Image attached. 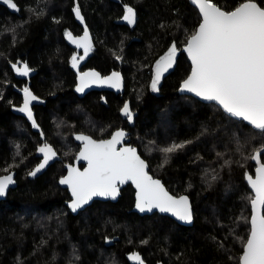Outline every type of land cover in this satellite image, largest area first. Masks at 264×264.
I'll return each instance as SVG.
<instances>
[{"label": "trees", "instance_id": "1", "mask_svg": "<svg viewBox=\"0 0 264 264\" xmlns=\"http://www.w3.org/2000/svg\"><path fill=\"white\" fill-rule=\"evenodd\" d=\"M14 1L17 13L0 5V176L14 172L18 187L0 200V264H129L132 252L148 264H240L254 197L246 177L255 174L257 164L250 157L264 146V134L216 103L180 94L191 72L184 53L158 90L151 87L159 59L173 45L182 50L198 30L197 8L189 0ZM241 2L214 0L226 11ZM256 2L264 7V0ZM126 6L138 14L133 29L120 23ZM77 7L96 42L87 66L103 74L120 70L126 82L123 98L74 94V50L66 33L80 29ZM26 59L38 70L32 89L47 100L35 109L44 141L10 111L18 95L12 91L9 63ZM123 103L133 126L120 114ZM119 128L130 131V143L155 178L173 195L191 198L192 227L159 214L133 213L131 186L117 203L94 202L77 216L70 213V195L58 180L65 173L63 164L78 151L74 135L106 139ZM45 144L54 147L62 163L31 180ZM173 144L184 147L168 154L165 163L161 150ZM107 240L113 245L107 246Z\"/></svg>", "mask_w": 264, "mask_h": 264}, {"label": "snow or ice", "instance_id": "2", "mask_svg": "<svg viewBox=\"0 0 264 264\" xmlns=\"http://www.w3.org/2000/svg\"><path fill=\"white\" fill-rule=\"evenodd\" d=\"M2 2L19 11L14 0ZM192 3L199 7L202 22L198 30L189 37L184 49L191 58L192 71L183 82L181 91L194 93L205 101L216 102L225 112L247 121L255 130L264 134V7L256 0H244L232 11L222 10L214 0H192ZM74 11L76 17L83 22L79 8ZM123 19L129 24L135 23L136 13L132 7H125ZM66 36L77 48H83L84 56L88 55L91 42L87 28L82 37L73 38L71 33H66ZM176 51L177 48L173 45L157 63V73L151 85L154 92L158 90L162 72L174 62ZM77 63L74 55L72 66L77 67ZM13 67L21 76H27L30 72L27 64L22 69L16 65ZM93 82L119 87L120 74L113 72L111 76L101 79L96 72L82 73L80 86L76 90L81 92ZM23 91V107L17 110L25 113L28 120L32 121V126L37 127L29 107L37 97L28 88ZM123 113L129 120L132 119L128 104L124 105ZM124 136L123 131H117L110 140L99 142L83 135L76 137L84 141L79 157L88 162V167L82 172L70 167L68 175L60 180L61 184L68 185L71 190L73 199L69 207L72 211L82 208L95 196L115 199L119 192L118 185L131 181L137 188L136 208L141 212L158 209L160 212L172 213L178 220L191 223L192 211L188 198L170 195L159 180L149 176L145 161L137 155L134 148L117 149L116 145L121 143ZM183 147V144H173L163 148L161 151L165 154V163L168 154ZM39 151L43 153V162L29 173L32 176L56 156L55 151L47 144L39 148ZM262 152L264 146L254 150L250 158L260 163ZM247 180L255 195L250 201V232L244 243L240 264H264V163L256 169V178L248 175ZM13 183L11 174L0 177V197L6 194L9 185ZM130 259L137 264H144L139 254Z\"/></svg>", "mask_w": 264, "mask_h": 264}, {"label": "water", "instance_id": "3", "mask_svg": "<svg viewBox=\"0 0 264 264\" xmlns=\"http://www.w3.org/2000/svg\"><path fill=\"white\" fill-rule=\"evenodd\" d=\"M14 2H15V1H14ZM189 2H190L193 6H195V7L197 8V10L199 11V14H200V16H201V22H202V15H201V13H200L199 7H198L197 5H195V4H193V3H192V0H189ZM15 3H16V2H15ZM0 5L3 6V7H5V8H7L8 11H10L11 13H17V12H18V11H16V10H13V9L9 8L7 5H5V4L2 2V0H0ZM133 10H134L135 13H136V20H135V23H133V24H129L127 21H125V20L123 19V17H122V19H121V23H122L123 25L129 27L130 29H131V28H134V27L136 26V24H137V21H138L137 11H136L135 9H133ZM80 13H81V16L83 17V22H81V20L78 19V18L76 17V15H75V11H74L75 20H76V22H77V23H78V24H79L84 30H85V28H87V31H88V33H89V37H90L91 46H92V45H93V38H92V35H91L90 30H89V28H88V26H87V24H86L85 17L83 16V14H82L81 11H80ZM124 15H125V13H124ZM124 15H123V16H124ZM83 34H84V31H83ZM83 34L80 35V36H75V35L72 34V37H73V38H79V37H82ZM66 42H67V44H68L71 48H74V49H83V48H77L76 45L73 44V43L68 39L67 36H66ZM186 46H187V45H186ZM186 46H185L182 50H177V51H176V55H175V58H174V62L172 63L171 67H169L166 71H163V72H162V75H161L159 81H162L164 78H166L168 75L171 74V72H172V71L174 70V68L176 67V64H177V62H178V59H179L181 53H184V54L186 55L187 59L189 60V62H190V64H191V71H192V61H191V58L189 57L188 53L184 50V49L186 48ZM165 56H166V55H165ZM165 56H164V57H165ZM84 58H85V57H84ZM162 58H163V57H162ZM162 58H161V59H162ZM161 59H159L158 62H160ZM158 62H157V63H158ZM157 63H156V65H157ZM25 64H26V63H25ZM13 65H16L18 68H21V69H22L24 64H23L22 66H18L17 64H14V63L10 65L11 68L13 69V71H14L16 77H18V78H27V77L31 76L32 73H33L32 71H30V73H29L27 76H21V75H19V74L17 73L16 68H14ZM75 69H78V67H75ZM91 72H96V73H98L101 79H105V78L111 76L112 73H113V72H112V73H110V74H108V75H105V76H103L102 74H100V73H99L98 71H96V70H87V71L82 72V73H91ZM114 72L120 74V80H121V83H120L119 87H110L108 84H102V83H99V82H93V83H89L88 86L85 87V88L83 89V91H81V92H78V91L76 90V89L80 86V76H81V74H82V73H78V75H77V85L75 86V93L78 94L80 97H83L86 93H88V92H90V91H94V90H97V91H111V92H114V93H116V94H123V93L125 92V87H126L125 79H124L123 75H122L120 72H118V71H114ZM156 73H157V68H156V66H155V70H154V78H155V76H156ZM190 75H191V72H190L189 76H190ZM189 76H188V77H189ZM188 77H187V78H188ZM187 78H186V79H187ZM186 79H185V80H186ZM185 80H184V81H185ZM184 81H183V82H184ZM183 82H182L181 87H180V89H179L180 94H184V95H192V96H194L195 98H197V99H199V100H201V101H203V102H206V103H216V102H214V101H205V100L201 99L200 97H197L194 93L187 92V91H181V88H182ZM29 91H30L34 96H36V95H35L30 89H29ZM21 93L23 94V99H24V91H22ZM36 97H37V96H36ZM23 102H24V101H23ZM44 103H45V102H44L43 100H41L40 98L37 97V100L32 101V102L30 103V105H29V107L31 108L32 114H33V119L36 121L37 127H33V126H32V121L28 120L27 115H26L25 113H22V112H20V111L17 110L18 108L23 107V104H22L21 106H19V107H12V112H13L15 115H18V116H21V117H24V118L27 119V122L30 124V126H31V128H32V130H33V132L40 133V139H41L42 141H44L45 137H44V134H43V132H42L41 127L39 126V124H38V122H37V120H36V118H35V114H34V111H33V106H35V105H42V104H44ZM216 104H217V103H216ZM218 105H219V104H218ZM219 106H220V105H219ZM220 107H221V106H220ZM221 108H222V107H221ZM222 109H223V108H222ZM223 111H224V110H223ZM224 112H225V111H224ZM225 113H227V112H225ZM227 114H228V113H227ZM131 115H132V114H131ZM228 115L231 116L230 114H228ZM231 117H233V116H231ZM233 118L238 119V120H242L241 118H237V117H233ZM242 121H244V120H242ZM244 122H246V123L248 124L247 121H244ZM130 125H131V126L134 125V119H133V116H132V119L130 120ZM117 131H123V132L125 133V136H124V138L121 140V143L116 145L117 149H120V148H122V147H130V148H134V149L136 150L137 155H139L140 158L143 159V160L145 161V163H146V165H147L146 171H147V173H148L149 176H151L153 179L159 180V181L161 182V184L164 186L165 190L168 191V193H169L170 195H172V196H174V197H177V198H179L180 196H186V197L188 198V201H189V204H190V207H191V211H192V221H191V223H187V222H184V221L178 220L174 215H172V213H170V212H160L158 209H153L151 212H149V211L141 212L139 209L136 208V202H137V201H136V197H137V188L135 187V185H134L131 181H127V182L124 183L123 185H118L119 192H118V195L116 196L115 199H112L111 197L95 196V197H93V198H92V199H91L86 205H84L82 208H80V209H78L77 211L73 212L72 209L69 207V205H70V203H71V201H72V199H73L72 194H71V190H70V188H69L68 185H66V184H61V183H60V180L68 175V170H69L70 167H71V168H77V169H79L81 172L84 171V169H86V168L88 167V162H87L86 160L80 159V157H79L80 152H81V151L83 150V148H84V141H82V140H78V139H76V137H77V136H80V135H83V136L90 137V138L93 139V140H96V139H94L93 137H91V136H89V135H86V134H80V133H78V134H76V135L74 136L75 141H76L78 144L81 145L80 150H79V152H78V154H77V157H76V159H75V161H74V164H67V165L65 166V170H66L65 175H64L63 177H61V178L58 180V184H59V186H60L62 189L67 190L68 194L70 195V200L66 203V205H67V207H68L70 213H71L72 215H74V216H77L80 212H83V211H85L88 207H90L94 202H111V203H117V202L119 201L120 197H121V192H122V190H123L125 187H127V186L130 185V186L133 188L134 192H135V194H134L135 202H134V206H133V208H132V212H133V213H136V214H138V215H140V216H142V217H143V216H152L153 214H159V215H162V216H166V217L171 218L172 220H174L175 222H177L179 225H181V226H183V227H192V226L194 225L195 217H194V210H193V204H192V200H191V198H190L188 195H185V194H184V195H180V196H175V195H173V194L167 189V187L164 185V183H163L160 179L155 178V177L150 173V171H149V168H150V167H149L148 162H147V161H146V160L140 155V153H139V149H138L137 147H133L132 144H130V142H129V141H130V139H129L130 132H129L128 130L118 129V130H116V131L113 132V134L110 136V138H108V139H104V140H110V139L112 138V136H113ZM96 141L99 142V141H102V140H96ZM50 147L53 149V151H55L56 156H55L54 158H52V159L49 161V163H48V164H47V165H46V166H45L40 172H38L35 176H32V175L29 174V179H31V180L36 179L37 177H39L40 175H42L43 173H45V172H46V171H47V170H48V169H49V168H50V167H51L56 161H59V160H60V157L58 156L56 150H55L52 146H50ZM40 153H41V152H40ZM262 153H264V152H262ZM262 153H261V154H262ZM41 156H42V159H41L40 163H39V164H38V165H37L32 171H34V170H35V169H36V168H37V167L43 162V153H41ZM253 161L257 164V168L260 167V164L262 163L261 160H260V163H258L256 160H253ZM80 164H84L85 167H84L83 169H81V168H80ZM257 168H256V169H257ZM32 171H31V172H32ZM9 174H11V175L13 176L14 183L11 184V185H9V188H8V191L6 192V194H7L10 190H15V189L18 187V183H17V179H16V174H15L14 172H11V173H8V174H5V175H9ZM5 175H1L0 177H3V176H5ZM247 176H248V175H247ZM251 176H252V175H251ZM252 177H253V179L256 178V170H255V174H254ZM246 180H247V177H246ZM247 183H248V180H247ZM248 185H249V183H248ZM249 186H250V185H249ZM250 189H251V191H252L253 194H254V191L252 190L251 186H250ZM6 194H5V195H6ZM5 195H4V196H5ZM254 195H255V194H254ZM4 196L0 197V200H2V199L4 198ZM106 245H107V246H111V245H113V243H112V241L107 240V241H106ZM136 254H139V255L141 256V258H142L143 261H144V264H148V263L144 260L143 256H142L139 252H132V253H130L129 255H127V260H128V262H129V264H137L136 261L130 259V257H132L133 255H136Z\"/></svg>", "mask_w": 264, "mask_h": 264}, {"label": "flooded vegetation", "instance_id": "4", "mask_svg": "<svg viewBox=\"0 0 264 264\" xmlns=\"http://www.w3.org/2000/svg\"><path fill=\"white\" fill-rule=\"evenodd\" d=\"M84 16V15H83ZM137 16H138V14H137ZM75 17V16H74ZM122 19V18H121ZM86 20V19H85ZM77 23V22H76ZM120 23H121V20H120ZM86 24H87V22H86ZM122 24V23H121ZM77 25H78V28H80L79 29V31L76 33V34H73V35H75V36H80V35H82L83 34V31H84V29L77 23ZM123 25V24H122ZM87 26H88V24H87ZM125 26V25H124ZM127 27V26H126ZM88 28H89V26H88ZM129 28V27H128ZM130 29V28H129ZM131 29H133V28H131ZM89 30H90V28H89ZM90 33H91V35H92V38H93V45L91 46V49H90V51H89V53H88V55L87 56H84V50L83 49H74V48H72L73 50H74V54H73V56L75 55L76 57H77V61H78V63H77V67H78V69H75L73 66H72V60H71V67H72V70H73V73H74V76H75V86L77 85V75H78V73H82V72H85V71H87V70H96V71H98L100 74H102L103 76H105V75H108V74H110V73H112V72H114V71H118V72H120L122 75H123V73L120 71V70H113V71H111L110 73H107V74H103L102 72H100L99 70H97L96 68H93V67H88L87 66V60L89 59V56L91 55V53L94 51V49H95V47H96V42H95V38H94V36H93V34H92V32H91V30H90ZM67 43V42H66ZM70 47V46H69ZM85 57V58H83V59H80V57ZM17 64L18 66H22L23 64H27L28 66H29V68H30V71H32L33 73H32V75L31 76H29V77H27V78H18V77H16V75H15V73H14V71H13V69L11 68V64ZM119 63H121V62H119ZM9 67H10V70H11V72H12V76H13V79H14V81H13V83H12V91L14 92V93H16L17 95H18V104H16V105H12L11 107H10V111L12 112V107H19V106H21L22 104H23V101H24V99H23V94L21 93L25 88H28V89H30L38 98H40L41 100H43L45 103L44 104H42V105H35V106H33V111H34V114H35V118H36V120H37V117H36V108H38V107H42V106H46V104H47V100L46 99H42L41 97H39L35 92H34V90L32 89V85H33V79H35L36 77H37V75H38V70H37V68H35V67H33L30 63H29V61H28V59H26V60H20L19 62H10L9 63ZM30 73V72H29ZM123 77H124V75H123ZM124 79H125V77H124ZM75 86H74V88H73V92H74V94L78 97V98H84L85 96H87L88 94H91V93H97V94H99V97H102V99H105V94L106 93H111V94H113V95H115V96H118V97H122L123 98V96L125 95V92L123 93V94H116V93H114V92H111V91H97V90H94V91H90V92H88V93H86L83 97H80L78 94H76L75 93ZM126 88V87H125ZM125 104H127V103H123V107L121 108V110H120V114H121V116H122V118L124 119V120H126V122L128 121V123L130 124V120H129V118H128V116H126L124 113H123V108H124V105ZM12 114L13 115H15L13 112H12ZM15 116H18V115H15ZM18 117H21V116H18ZM21 118H23L26 122H27V119L26 118H24V117H21ZM38 122V121H37ZM28 123V122H27ZM29 124V123H28ZM39 124V123H38ZM30 125V124H29ZM40 126V125H39ZM31 127V126H30ZM42 129V128H41ZM119 129H124V128H119ZM31 130H32V128H31ZM118 130V129H117ZM124 130H127V129H124ZM33 131V130H32ZM114 131H116V130H114ZM129 131V130H128ZM43 132V131H42ZM130 132V131H129ZM34 133H36V132H34ZM78 133H80V134H86V133H82V132H78ZM78 133H76V134H78ZM36 134H39L40 135V133H36ZM44 134V133H43ZM75 134V135H76ZM113 134V133H112ZM111 134V135H112ZM74 135V136H75ZM86 135H88V134H86ZM90 136V135H89ZM130 136V135H129ZM45 137V136H44ZM92 137V136H91ZM94 138V137H93ZM108 138H110V137H108ZM108 138H106V139H108ZM45 140V139H44ZM75 140V139H74ZM96 140H104V139H96ZM42 141V140H41ZM76 142V141H75ZM130 142V141H129ZM77 143V142H76ZM78 144V143H77ZM131 144V143H130ZM79 145V148H78V151H77V153H76V155H75V157H74V159L71 161V162H66V163H64L63 164V167H64V169H65V166L67 165V164H74V161H75V159H76V157H77V154H78V152H79V150H80V147H81V145L80 144H78ZM49 146H51V145H49ZM53 147V146H52ZM54 148V147H53ZM57 152V151H56ZM40 153V152H39ZM58 154V153H57ZM58 156L60 157V160L59 161H56L54 164H56V163H58V162H61L62 163V158H61V156L58 154ZM40 161H41V159H42V156H41V153H40ZM40 161H39V163H40ZM38 163V164H39ZM37 164V165H38ZM53 164V165H54ZM36 165V166H37ZM35 166V167H36ZM34 167V168H35ZM85 167V165L84 164H80V168L81 169H83ZM33 168V169H34ZM32 169V170H33ZM65 173H66V170H65ZM65 173H64V175H65ZM63 175V176H64ZM63 176H61V177H63ZM60 177V178H61ZM130 186V185H129ZM128 187V186H127ZM126 188V187H125Z\"/></svg>", "mask_w": 264, "mask_h": 264}]
</instances>
